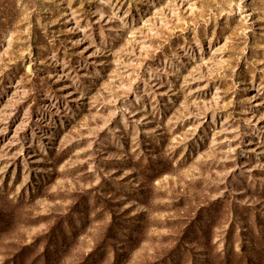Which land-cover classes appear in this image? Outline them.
I'll return each instance as SVG.
<instances>
[{"label": "rangeland", "instance_id": "rangeland-1", "mask_svg": "<svg viewBox=\"0 0 264 264\" xmlns=\"http://www.w3.org/2000/svg\"><path fill=\"white\" fill-rule=\"evenodd\" d=\"M0 264H264V0H0Z\"/></svg>", "mask_w": 264, "mask_h": 264}]
</instances>
